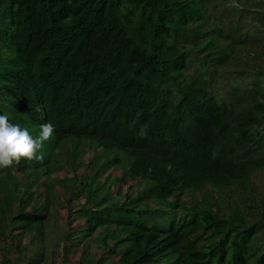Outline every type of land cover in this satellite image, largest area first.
I'll return each instance as SVG.
<instances>
[{
	"label": "trees",
	"instance_id": "trees-1",
	"mask_svg": "<svg viewBox=\"0 0 264 264\" xmlns=\"http://www.w3.org/2000/svg\"><path fill=\"white\" fill-rule=\"evenodd\" d=\"M257 3L0 0V113L33 136L55 129L41 161L0 169L15 253L1 264H42L55 245L52 264H264V192L247 189L264 169ZM81 151L93 154L66 187L58 159ZM111 167L115 192L97 180ZM57 182L68 197L52 210ZM53 218L61 241L40 245Z\"/></svg>",
	"mask_w": 264,
	"mask_h": 264
},
{
	"label": "rangeland",
	"instance_id": "rangeland-1",
	"mask_svg": "<svg viewBox=\"0 0 264 264\" xmlns=\"http://www.w3.org/2000/svg\"><path fill=\"white\" fill-rule=\"evenodd\" d=\"M254 1L258 2L257 4H264V0H254ZM234 52H238L239 53V50H234ZM219 80L221 81V86L223 85L224 89H226L230 85H233L237 79H232V82H231L230 76L229 75H224L221 78H219ZM222 90H223V88H222ZM67 149H68V147H66V146L63 147L61 152L58 154V157L60 158V157H62V154L68 153L69 150H67ZM89 154H93V152L92 151H86V152L81 151V153L75 154V158L73 160H71L70 163H67L68 161L64 160L63 158L62 159H58L59 161H58V166L56 168V172H53L52 176L53 177L59 176V177H61L63 179H66V181H64V183H67L65 186L68 187V184H72V181L69 179V177H71L72 175H75L74 173L82 175L83 172L86 171V170H84L85 164H87L86 159H85V155L88 157ZM101 157L104 158V156H101ZM59 164H61V166H59ZM74 168H75V170H73ZM120 169H121V167H112L105 174L100 176L98 178V181L104 182L105 186L112 185V181H113L114 176H119L120 175V173H121ZM59 182H57L55 184V186L53 187V192L50 193V197L49 198L45 197L46 193L42 194V196L45 197L48 200V202L51 204V209L52 210H57L56 207L60 208L61 205H59V204L66 202L67 197H68L67 193L65 195V192L68 191L69 188L67 189L63 185L64 183L61 185ZM115 186L116 187L112 189L113 192H115L117 187L120 186V182H117L115 184ZM125 188H126V186H123V190ZM247 189H248V191H251V192L254 189H256V191L264 192V169L258 170L252 175L251 182L247 186ZM223 193L227 194V198L225 200H227L229 202V204H231V205H233V201L234 200H237V199L239 200L240 195L238 194V192L230 190V188L222 191L220 193V196ZM242 194L246 195L245 190L242 191ZM53 196L56 197L58 202H56L57 200L55 198H53ZM56 221H57L56 218L50 219L49 223L46 225V227H44V233L46 234V237H43V239H42V235H39V238L41 240L40 241V243H41L40 245H42V244L47 245L50 242L54 243L56 241H58V242L61 241L60 235H61L63 230L61 229L60 224L58 222H56ZM6 232H8V230H6ZM28 235H27V238H29ZM91 240L92 239H90L89 243L92 244ZM21 245H23V244H21ZM0 246H2V249H0V251L2 250V253L7 256L8 260H12L14 258L13 256H15V253L11 252L12 248H10V245L8 243L7 235H4V236L0 235ZM98 246H96L95 244L92 246L93 252H96V250L99 249ZM28 247H29L28 243H26V244H24V247H20L19 249H21V250H23L25 252ZM36 247L39 248L40 246H36ZM49 251H50L49 254H47L46 256H43V263L42 264H52V261L57 256L60 257V255H61V248L60 247H56V245L54 247V251L56 253V256L55 255H51L52 248ZM38 252L40 253V251H38ZM3 257L4 256L0 255V260ZM0 264H1V261H0Z\"/></svg>",
	"mask_w": 264,
	"mask_h": 264
},
{
	"label": "clouds",
	"instance_id": "clouds-1",
	"mask_svg": "<svg viewBox=\"0 0 264 264\" xmlns=\"http://www.w3.org/2000/svg\"><path fill=\"white\" fill-rule=\"evenodd\" d=\"M258 5L261 7L260 4ZM231 86L233 85H230L228 89ZM54 131V125L51 122H45L39 126L38 134L33 136L27 128L21 127L18 123L10 122L6 113H0V169H11L14 163L18 165L22 160L41 161L43 156L39 153L43 149L44 143L52 137ZM12 170L15 171V169ZM106 172L100 174L97 180ZM113 181L110 186L111 191L116 187V183L113 184Z\"/></svg>",
	"mask_w": 264,
	"mask_h": 264
}]
</instances>
